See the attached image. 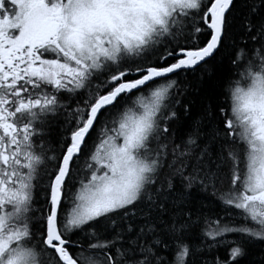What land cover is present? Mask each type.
I'll list each match as a JSON object with an SVG mask.
<instances>
[{
	"label": "snow or ice",
	"instance_id": "1",
	"mask_svg": "<svg viewBox=\"0 0 264 264\" xmlns=\"http://www.w3.org/2000/svg\"><path fill=\"white\" fill-rule=\"evenodd\" d=\"M0 264H264V0H0Z\"/></svg>",
	"mask_w": 264,
	"mask_h": 264
},
{
	"label": "trees",
	"instance_id": "2",
	"mask_svg": "<svg viewBox=\"0 0 264 264\" xmlns=\"http://www.w3.org/2000/svg\"><path fill=\"white\" fill-rule=\"evenodd\" d=\"M258 247V246H257ZM256 248H253V251L255 252Z\"/></svg>",
	"mask_w": 264,
	"mask_h": 264
}]
</instances>
